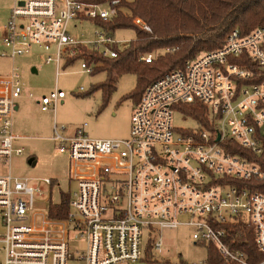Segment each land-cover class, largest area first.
<instances>
[{
    "label": "built area",
    "instance_id": "1",
    "mask_svg": "<svg viewBox=\"0 0 264 264\" xmlns=\"http://www.w3.org/2000/svg\"><path fill=\"white\" fill-rule=\"evenodd\" d=\"M119 0L87 4L83 0H13L4 25L0 56L11 61L0 75V162L21 156L12 133L15 100L22 95L15 59L34 48L46 63L80 61L92 74L84 49L115 58L118 42L95 21L108 22ZM96 25L94 40L68 33L73 21ZM135 25L149 28L140 20ZM54 48V54L48 53ZM80 57V58H76ZM149 63L152 55L140 58ZM255 65L258 72L252 69ZM261 72V73H260ZM264 26L248 34L233 29L221 48L189 59L145 87L131 114L129 137L91 138L64 133L54 124L49 139L69 160L68 211L50 218L54 181L13 177L10 165L0 175V252L2 264H67L69 245L82 240L86 264H136L143 245L163 248L161 231L191 228L195 244L212 245L227 264H248L233 247L231 223L252 229L264 264ZM31 97V94H29ZM65 97L55 90L38 102L53 110ZM188 106L205 109L199 130L177 131L173 113ZM186 116V114H185ZM202 264V263H197Z\"/></svg>",
    "mask_w": 264,
    "mask_h": 264
},
{
    "label": "rangeland",
    "instance_id": "2",
    "mask_svg": "<svg viewBox=\"0 0 264 264\" xmlns=\"http://www.w3.org/2000/svg\"><path fill=\"white\" fill-rule=\"evenodd\" d=\"M131 1V0H126ZM13 0H0V54L3 50L2 39L4 25L7 22ZM96 25L89 20L73 21L69 24L68 33L78 41L94 40ZM118 42V50L127 46L134 39L131 29L115 30L112 34ZM54 54V48L48 53ZM47 53L34 48L32 52L15 59L23 92L15 100L12 117V133L20 137L14 142V148L23 150L21 156L12 155L10 162H0V175H6L8 164L13 177L49 178L54 181L52 200L58 202L60 193L75 189L69 180V160L65 154L58 152L51 137L54 124L64 133L75 135L82 132L91 138L125 139L129 137L131 114L135 102L130 95L136 90V76L121 75L115 84V90L106 100L102 90L92 92L95 86L104 83L107 73L101 71L86 74L80 70V61L71 64L61 62L58 73L54 63H46ZM93 68L99 64H91ZM11 61L0 56V75L9 73ZM32 68L36 72L32 71ZM61 90L65 97L58 101L53 110L42 111L38 102L55 90ZM31 94V97L29 96ZM184 112V111H183ZM173 127L179 131L199 130L197 122L178 110L173 113ZM0 225V232H2ZM192 229L178 226L174 229H163L161 237L163 248L160 254L151 250V257H145L147 245H143V256L136 264H206L207 249L202 244H195ZM85 252L82 240H74L69 245L71 257L67 264H86L80 260ZM0 252V264H2Z\"/></svg>",
    "mask_w": 264,
    "mask_h": 264
},
{
    "label": "trees",
    "instance_id": "3",
    "mask_svg": "<svg viewBox=\"0 0 264 264\" xmlns=\"http://www.w3.org/2000/svg\"><path fill=\"white\" fill-rule=\"evenodd\" d=\"M83 1L87 4H105L110 0ZM115 8L116 14L110 21H95V24L111 36L115 30L131 29L134 39L121 50L114 46L117 53L115 58L102 57L87 49H84L82 58L89 66L99 64L92 74L101 71L107 73L105 82L92 90H102L106 100L115 90L121 75L136 76V90L130 95L135 104L139 102L145 87L153 81L169 71L182 69L189 59L221 48L233 29L237 28L245 35L256 27L264 26V0H119ZM135 19H140L149 30L135 25ZM148 54L152 55L149 63L140 60ZM250 66L258 72L255 65L250 63ZM261 78H264L263 72ZM184 112L190 118L205 119L203 107L188 106ZM262 168L264 170V164ZM68 200V193L63 192L58 202L50 200L48 216L64 218L69 207ZM229 231L231 236H237L232 246L244 252L248 264L263 261L254 244L251 227L239 221L231 223ZM146 245L145 257L149 259L152 240ZM202 245L207 249L206 264H227L212 245Z\"/></svg>",
    "mask_w": 264,
    "mask_h": 264
},
{
    "label": "crops",
    "instance_id": "4",
    "mask_svg": "<svg viewBox=\"0 0 264 264\" xmlns=\"http://www.w3.org/2000/svg\"><path fill=\"white\" fill-rule=\"evenodd\" d=\"M32 71H33V72H36V70H35L34 68H32ZM6 74H7V73H6ZM16 109H18V108L16 107ZM16 109H15V110H16Z\"/></svg>",
    "mask_w": 264,
    "mask_h": 264
}]
</instances>
